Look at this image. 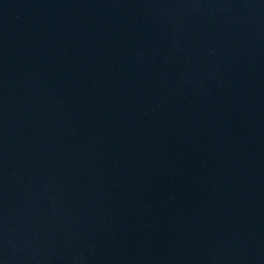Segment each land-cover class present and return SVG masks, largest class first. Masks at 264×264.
Listing matches in <instances>:
<instances>
[{"label":"water","instance_id":"obj_1","mask_svg":"<svg viewBox=\"0 0 264 264\" xmlns=\"http://www.w3.org/2000/svg\"><path fill=\"white\" fill-rule=\"evenodd\" d=\"M0 264H264V0H0Z\"/></svg>","mask_w":264,"mask_h":264}]
</instances>
